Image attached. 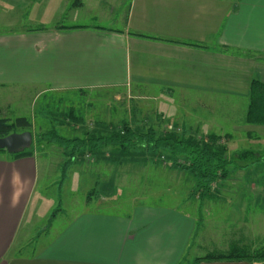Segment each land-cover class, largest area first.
I'll return each instance as SVG.
<instances>
[{"label":"crops","instance_id":"crops-1","mask_svg":"<svg viewBox=\"0 0 264 264\" xmlns=\"http://www.w3.org/2000/svg\"><path fill=\"white\" fill-rule=\"evenodd\" d=\"M256 78L264 84V0H0L1 94L19 88L41 94L119 88L185 93L221 106L240 105L238 121L246 123ZM10 94L1 101L11 102ZM242 127L250 140L264 131ZM232 165L247 167L236 159ZM37 179L35 154L0 155V264H182L190 254L197 205L182 204L193 214L145 206L110 218L99 209L113 202L93 196L87 204L92 208L38 244L34 257L13 258L25 238L20 232ZM217 187L221 240L219 245L209 240L206 255L234 245L264 250V223L259 225L264 180L226 179ZM213 202L206 199V218ZM201 264H264V259Z\"/></svg>","mask_w":264,"mask_h":264},{"label":"rangeland","instance_id":"rangeland-1","mask_svg":"<svg viewBox=\"0 0 264 264\" xmlns=\"http://www.w3.org/2000/svg\"><path fill=\"white\" fill-rule=\"evenodd\" d=\"M41 92L19 88L11 94L0 93L3 97L10 94L11 100L0 99V118H7L12 124L17 119L25 118L31 124L26 129L16 127L12 134L31 133L32 145L28 151L36 155L38 165L36 189L20 232L21 239L25 238L15 248L13 258L34 257L38 244L54 238L57 231L67 228L74 218L86 212L87 208H92L87 204H90L93 196L113 202V205L99 209H102L101 214L110 218L125 217L131 208L145 206L173 207L184 214H193L186 211L182 204L190 203L194 208L197 205V236L182 264H193L195 258L204 257L209 240L210 244L214 241L215 245H219L218 241L221 240L218 193L214 198L217 203L213 202L215 205H211L208 211L210 218H206V199L201 202L192 197L195 187L193 179L170 168L164 159L151 157L141 150L122 155L114 154L111 147H106L94 153H79L61 185L60 165L63 166L69 156L64 149L47 140L46 135L51 132L67 139H82L87 134L108 136L127 123L133 129L153 128L158 134L177 132L192 137L215 134L221 137L222 143H227L228 156L235 154L232 160L235 162L236 159L240 165L247 166L236 169L231 165L227 179L264 180V137L261 136H264V131L259 130L261 134L253 135V140L246 139L245 134L249 130L242 127L246 123L238 121L242 110L244 113L240 105L221 106L210 98H206L205 102L195 95L137 88L87 93ZM255 151L259 153L246 155ZM0 155L12 157L7 151H0ZM230 189L232 195L237 193L236 188ZM218 190L217 187L216 192ZM35 206L38 210L33 213ZM263 207L260 204L259 209ZM259 221L262 228L264 220ZM206 230L213 235H206ZM82 241L88 243L90 237L83 236Z\"/></svg>","mask_w":264,"mask_h":264},{"label":"trees","instance_id":"trees-1","mask_svg":"<svg viewBox=\"0 0 264 264\" xmlns=\"http://www.w3.org/2000/svg\"><path fill=\"white\" fill-rule=\"evenodd\" d=\"M245 122L248 125L264 126V84L257 78L251 84ZM16 127L26 129L30 128L31 124L25 118L17 119L15 124L0 118V138L11 135ZM46 138L50 143L64 149L69 156L62 168L61 181L66 178L79 153H94L106 147H111L114 154L122 155L141 150L151 157L164 159L170 168L190 176L195 183L192 197L201 202L215 198L216 186L228 178L229 167L234 164L228 156L227 143H222L221 137L215 134L201 137L180 135L177 132L158 134L153 128L133 129L126 123L108 136L87 134L82 139H67L51 132ZM33 155V152L27 150L12 154V157L20 159ZM261 259H264V250L252 251L249 247L234 245L227 252H210L204 257L195 258L193 264Z\"/></svg>","mask_w":264,"mask_h":264},{"label":"water","instance_id":"water-1","mask_svg":"<svg viewBox=\"0 0 264 264\" xmlns=\"http://www.w3.org/2000/svg\"><path fill=\"white\" fill-rule=\"evenodd\" d=\"M32 145L30 132L22 134H11L0 138V151H7L9 154H18L27 151Z\"/></svg>","mask_w":264,"mask_h":264}]
</instances>
